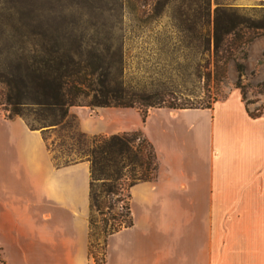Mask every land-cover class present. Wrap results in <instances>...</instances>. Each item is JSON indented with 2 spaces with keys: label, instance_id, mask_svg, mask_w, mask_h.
<instances>
[{
  "label": "crops",
  "instance_id": "1",
  "mask_svg": "<svg viewBox=\"0 0 264 264\" xmlns=\"http://www.w3.org/2000/svg\"><path fill=\"white\" fill-rule=\"evenodd\" d=\"M90 135L141 129L158 171L129 188L133 223L110 233L103 264H264V113L238 88L210 107L72 105ZM20 115L0 112V257L96 264L88 253L90 161L59 164Z\"/></svg>",
  "mask_w": 264,
  "mask_h": 264
},
{
  "label": "rangeland",
  "instance_id": "2",
  "mask_svg": "<svg viewBox=\"0 0 264 264\" xmlns=\"http://www.w3.org/2000/svg\"><path fill=\"white\" fill-rule=\"evenodd\" d=\"M259 2L260 0H0V62L23 61L26 50L52 45L55 34L58 35L64 29L74 34L83 32L84 37L80 42L82 54L86 56L90 51L100 55L105 62H111L110 84L122 89L126 96L137 99L139 109L147 101L170 107H201L206 103L212 106L216 99L236 88L234 82L237 79L232 60L219 72L215 73L214 70L213 46L208 41L213 31L214 9L216 6H234L246 17L263 11ZM207 10L208 15L201 13ZM106 30L113 31L109 38L103 33ZM77 40L78 37H67L64 42L75 46ZM244 62L246 69L242 82L247 84L246 98L253 100L248 106L254 110L264 103V94L256 86L258 81L264 79V34L251 42ZM2 79L0 76V112L9 115L11 105L6 104L7 86ZM83 87L87 93L80 96V101L90 102L93 99L92 91L86 85ZM21 108L28 122L46 129V141L57 162L78 158L76 150L80 146L85 148L86 142L77 141V117L56 124H44L36 119L33 107ZM89 136L91 135L86 134L83 140L90 139ZM144 151L146 153L147 150ZM125 180L124 176L120 178L121 200L114 201L116 194H110L112 205L108 207V202H103V212L94 211L92 241L98 258L104 254L106 233L103 226L109 227L114 221L108 217L125 210ZM0 264H5L1 257Z\"/></svg>",
  "mask_w": 264,
  "mask_h": 264
},
{
  "label": "trees",
  "instance_id": "3",
  "mask_svg": "<svg viewBox=\"0 0 264 264\" xmlns=\"http://www.w3.org/2000/svg\"><path fill=\"white\" fill-rule=\"evenodd\" d=\"M259 3L261 4L259 7L263 11L249 14L246 17H243L234 6H216L213 15V31L208 38L209 44L211 41L213 46L215 73L219 72L229 60L234 62L237 71V79L234 84L240 90L246 110L252 117L264 113V103L255 107L254 110L249 108L248 104L253 100L246 98L247 84L242 82V75L246 69L244 59L248 55L249 45L256 37L264 34V0H260ZM201 13L208 15L209 11ZM103 33L109 38L113 31L106 30ZM73 34V32L64 29L58 35L55 34L52 45L26 50L23 61L0 62V76L3 77L2 80L7 86L5 101L6 104L11 105L9 116L19 114L31 128H38L27 121V116L22 112L21 107H33L36 119L44 124H56L67 121L69 118L75 119L76 115L69 112V107L72 105H115L139 108L136 104L137 99L126 96L122 89L114 88L110 84L111 62H105L100 55L90 51L86 53V56L82 54L80 42L84 33ZM67 37H78L79 41L77 40L78 43L72 46L64 42ZM121 59L119 50V61ZM83 85L92 91L93 99L90 102L80 101V96L87 93ZM256 86L260 88L259 92L264 94V79L258 81ZM139 103L142 102L139 101ZM141 105L144 106L140 107L144 120L150 105L161 106L162 104L147 101ZM210 106L209 103H206L201 107ZM171 107H176V105H171ZM76 127L78 129L77 141L78 143L85 141V148L80 146L76 150L78 158H68L58 163L65 164L81 158L90 161L88 253L96 264H103L107 236L121 227L133 223L129 200L130 186L138 181L153 179L156 176L159 165L158 157L153 144L141 129L109 135L94 134L89 136L90 139L83 140L87 133L79 128L78 121ZM144 149L147 150L146 153ZM123 176L124 179H127L125 180L127 181L125 210L108 217L114 221L109 227L103 226L106 233L104 254L98 258L93 250L92 241L95 228L94 211L98 210L102 213L101 204L103 202H108V207L112 205L110 194H116L114 201L121 200L119 196L122 186L120 178ZM103 220L106 219L103 218Z\"/></svg>",
  "mask_w": 264,
  "mask_h": 264
}]
</instances>
